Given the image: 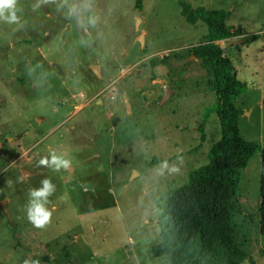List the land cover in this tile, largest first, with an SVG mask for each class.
I'll list each match as a JSON object with an SVG mask.
<instances>
[{
  "label": "rangeland",
  "instance_id": "rangeland-1",
  "mask_svg": "<svg viewBox=\"0 0 264 264\" xmlns=\"http://www.w3.org/2000/svg\"><path fill=\"white\" fill-rule=\"evenodd\" d=\"M187 1L229 11L233 35L216 43L246 83L234 101L239 133L264 147V0ZM206 34L177 0H143L140 10L133 0H14L0 14V201L9 213L0 204V264H168L150 253L164 195L220 138L212 113L195 148L215 101L211 73L193 56ZM164 86L172 92L158 103ZM259 178L257 151L234 203L238 264H264ZM44 181L48 193L34 195ZM37 203L51 213L39 227Z\"/></svg>",
  "mask_w": 264,
  "mask_h": 264
},
{
  "label": "trees",
  "instance_id": "trees-1",
  "mask_svg": "<svg viewBox=\"0 0 264 264\" xmlns=\"http://www.w3.org/2000/svg\"><path fill=\"white\" fill-rule=\"evenodd\" d=\"M177 1L187 22L193 24L200 20L207 26L205 40L193 55L211 73L208 85L215 92V101L204 109L197 126L199 142L195 148L205 141L204 126L212 113L219 118L220 138L207 150L206 162L190 169L186 180L164 195L161 239L151 245L150 253L154 257L165 256L168 264H238L245 252L235 240L234 203L242 169L257 151H260L258 229L264 236V147L239 133L238 118L242 109L234 101L245 91L246 83L237 77L231 58L216 43L233 35L226 23L229 11L192 7L187 0ZM142 3L143 0H133L138 10ZM257 36V33L249 35L246 42Z\"/></svg>",
  "mask_w": 264,
  "mask_h": 264
},
{
  "label": "clouds",
  "instance_id": "clouds-1",
  "mask_svg": "<svg viewBox=\"0 0 264 264\" xmlns=\"http://www.w3.org/2000/svg\"><path fill=\"white\" fill-rule=\"evenodd\" d=\"M14 3V0H0V14L3 13L5 9H10ZM11 19H14V17H10ZM53 161L56 163L57 167H60L63 165L64 167L68 166L69 161L65 159H59L56 156H53ZM44 162V161H42ZM166 167V162L164 164ZM45 187L41 189L39 192L34 193V195L37 196H44L48 193L49 185L47 181H44ZM51 216V213L47 211L41 204H35L30 212V218L34 220L36 225L42 226L45 222L48 221L49 217Z\"/></svg>",
  "mask_w": 264,
  "mask_h": 264
},
{
  "label": "water",
  "instance_id": "water-1",
  "mask_svg": "<svg viewBox=\"0 0 264 264\" xmlns=\"http://www.w3.org/2000/svg\"><path fill=\"white\" fill-rule=\"evenodd\" d=\"M139 18H137L138 20ZM135 29L138 30V25H137V22L135 23ZM138 39L140 42L143 41V35L142 34H139L138 35ZM195 57V55H193ZM90 69L92 70V72L96 75V76H100V73H99V65L97 64H94V65H91L90 66ZM172 92V89L168 86H164L163 88V93L159 99V102L158 103H162L167 97L168 95ZM21 173L24 174V175H33L35 173H33L32 171L28 170V169H24L22 168L21 169ZM0 204H1V207H2V210L8 215V210L6 208V201L5 200H1L0 201Z\"/></svg>",
  "mask_w": 264,
  "mask_h": 264
},
{
  "label": "crops",
  "instance_id": "crops-1",
  "mask_svg": "<svg viewBox=\"0 0 264 264\" xmlns=\"http://www.w3.org/2000/svg\"><path fill=\"white\" fill-rule=\"evenodd\" d=\"M236 72V71H235ZM236 75H237V73H236Z\"/></svg>",
  "mask_w": 264,
  "mask_h": 264
}]
</instances>
